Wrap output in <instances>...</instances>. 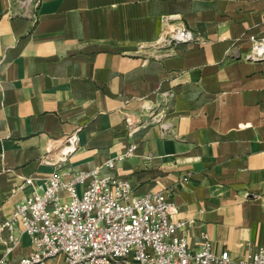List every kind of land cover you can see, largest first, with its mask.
<instances>
[{
    "label": "crops",
    "instance_id": "1",
    "mask_svg": "<svg viewBox=\"0 0 264 264\" xmlns=\"http://www.w3.org/2000/svg\"><path fill=\"white\" fill-rule=\"evenodd\" d=\"M16 7L0 0V224L51 174L99 168L137 195L169 193L173 219L192 221L182 233L194 250L204 233L232 260L264 247V61L243 58L250 35H264V0H41L36 22L10 16ZM170 15L203 42L146 58L139 44ZM156 90L175 94L171 131L130 133L147 120L143 106L160 102ZM78 129L65 162H41ZM131 143L132 157L105 165ZM19 237L7 264L33 249ZM8 238L0 231V256Z\"/></svg>",
    "mask_w": 264,
    "mask_h": 264
},
{
    "label": "built area",
    "instance_id": "2",
    "mask_svg": "<svg viewBox=\"0 0 264 264\" xmlns=\"http://www.w3.org/2000/svg\"><path fill=\"white\" fill-rule=\"evenodd\" d=\"M40 3L41 0H14L17 7L9 12L10 16L36 22ZM176 20L174 15L163 16L165 26L159 37L149 44H139L141 54L162 58L171 55L162 52L168 48L203 42L199 33ZM249 39L251 48L244 60L264 61V35H250ZM228 54L240 57L237 52ZM156 91L160 102L143 106L147 120L130 128V133L151 124H159L163 133L171 131L166 114L175 94L171 90ZM79 142L78 129L60 140L41 162L62 164L77 150ZM135 149L134 143L129 144L122 155L105 165L112 167L122 158L132 157ZM25 183L32 184V179ZM177 213V204L169 193L137 195L128 179L102 174L99 168L56 172L46 179L41 192L17 202L11 216L0 224V231H9L0 264L8 263V256L20 242L19 235H27L33 249L21 256L18 264H46L58 257L61 264H264V247L232 260L228 252H214L206 233L199 248L192 249L182 233L192 221L174 220Z\"/></svg>",
    "mask_w": 264,
    "mask_h": 264
}]
</instances>
